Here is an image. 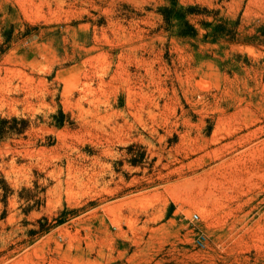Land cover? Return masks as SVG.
<instances>
[{
    "label": "rangeland",
    "instance_id": "obj_1",
    "mask_svg": "<svg viewBox=\"0 0 264 264\" xmlns=\"http://www.w3.org/2000/svg\"><path fill=\"white\" fill-rule=\"evenodd\" d=\"M0 264H264V0H0Z\"/></svg>",
    "mask_w": 264,
    "mask_h": 264
},
{
    "label": "built area",
    "instance_id": "obj_2",
    "mask_svg": "<svg viewBox=\"0 0 264 264\" xmlns=\"http://www.w3.org/2000/svg\"><path fill=\"white\" fill-rule=\"evenodd\" d=\"M192 217H193L194 219H197V218H198V215H197L196 213H194V214L192 215Z\"/></svg>",
    "mask_w": 264,
    "mask_h": 264
},
{
    "label": "trees",
    "instance_id": "obj_3",
    "mask_svg": "<svg viewBox=\"0 0 264 264\" xmlns=\"http://www.w3.org/2000/svg\"><path fill=\"white\" fill-rule=\"evenodd\" d=\"M1 121H3V119Z\"/></svg>",
    "mask_w": 264,
    "mask_h": 264
}]
</instances>
